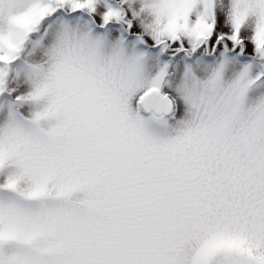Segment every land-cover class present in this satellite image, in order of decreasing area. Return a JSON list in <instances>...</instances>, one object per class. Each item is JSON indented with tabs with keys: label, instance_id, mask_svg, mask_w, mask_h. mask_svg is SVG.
I'll list each match as a JSON object with an SVG mask.
<instances>
[{
	"label": "snow or ice",
	"instance_id": "snow-or-ice-1",
	"mask_svg": "<svg viewBox=\"0 0 264 264\" xmlns=\"http://www.w3.org/2000/svg\"><path fill=\"white\" fill-rule=\"evenodd\" d=\"M0 264H264V0H0Z\"/></svg>",
	"mask_w": 264,
	"mask_h": 264
}]
</instances>
